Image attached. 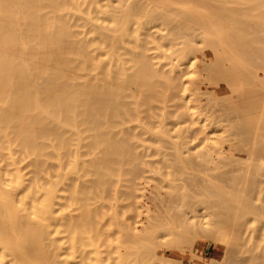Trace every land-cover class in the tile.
<instances>
[{"label":"bare ground","instance_id":"obj_1","mask_svg":"<svg viewBox=\"0 0 264 264\" xmlns=\"http://www.w3.org/2000/svg\"><path fill=\"white\" fill-rule=\"evenodd\" d=\"M202 237L264 264V0H0V264Z\"/></svg>","mask_w":264,"mask_h":264},{"label":"rangeland","instance_id":"obj_2","mask_svg":"<svg viewBox=\"0 0 264 264\" xmlns=\"http://www.w3.org/2000/svg\"><path fill=\"white\" fill-rule=\"evenodd\" d=\"M150 207L152 206L148 204L146 209L150 210ZM224 246L223 242L217 241L215 238L202 237L194 251L176 250L173 259L176 264H227L229 260H224L226 255Z\"/></svg>","mask_w":264,"mask_h":264}]
</instances>
